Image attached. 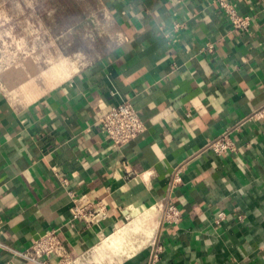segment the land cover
<instances>
[{"label": "crops", "instance_id": "obj_1", "mask_svg": "<svg viewBox=\"0 0 264 264\" xmlns=\"http://www.w3.org/2000/svg\"><path fill=\"white\" fill-rule=\"evenodd\" d=\"M50 2L0 0V264L52 229L74 264H264V0L232 1L246 32L213 0H96L111 35L79 66ZM123 102L147 129L117 148L97 121ZM72 196L106 218L73 224Z\"/></svg>", "mask_w": 264, "mask_h": 264}, {"label": "built area", "instance_id": "obj_2", "mask_svg": "<svg viewBox=\"0 0 264 264\" xmlns=\"http://www.w3.org/2000/svg\"><path fill=\"white\" fill-rule=\"evenodd\" d=\"M233 0H213L228 17L236 31L246 32L250 26V19L241 16ZM206 50L209 53L214 52L212 45H208ZM254 117L263 119L264 108L254 115ZM98 124L109 140L115 147L121 148L128 145L133 140L146 132V126L140 118L135 107L129 102H123L113 106L108 112L98 117ZM209 149L218 157L226 156L235 150V142L232 133L227 132L218 139L209 144ZM66 184V181H64ZM181 183L180 169L176 171L173 180V187ZM71 195V193H70ZM73 198L72 223H79L84 228H90L99 224L106 218L105 207L102 202L81 204L78 199ZM182 218V213L174 205H167L163 211L162 223L171 225L177 224ZM225 215L221 213L219 220L224 219ZM1 224V221H0ZM59 231L52 229L45 232L35 240L32 247L24 252L12 251L16 257H19L32 264H74V259L62 243L59 237ZM164 253V247L161 244L155 246L152 252V263L160 264L161 256Z\"/></svg>", "mask_w": 264, "mask_h": 264}, {"label": "rangeland", "instance_id": "obj_3", "mask_svg": "<svg viewBox=\"0 0 264 264\" xmlns=\"http://www.w3.org/2000/svg\"><path fill=\"white\" fill-rule=\"evenodd\" d=\"M48 6L61 12V16L53 17L52 21L59 28L60 24L56 22L63 19V32L59 36L69 44L66 50L71 60L79 66L101 54L111 34L96 0H51L44 4V7Z\"/></svg>", "mask_w": 264, "mask_h": 264}]
</instances>
